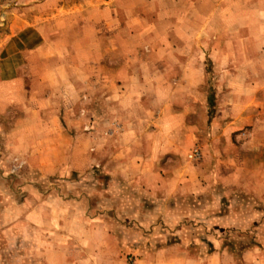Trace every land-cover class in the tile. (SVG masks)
I'll list each match as a JSON object with an SVG mask.
<instances>
[{
	"label": "rangeland",
	"instance_id": "1",
	"mask_svg": "<svg viewBox=\"0 0 264 264\" xmlns=\"http://www.w3.org/2000/svg\"><path fill=\"white\" fill-rule=\"evenodd\" d=\"M223 1L0 0V61L9 59L1 69L18 70L20 102L31 94L46 100V93L56 100L33 112L45 121L46 138L38 136V117L29 119L32 110L0 113V264H176L170 259L178 253L189 264H264V149L244 147L255 137L252 125L226 138L219 115L230 91L223 71L202 54L219 49L222 37L234 48L236 28L240 80L248 86L235 99L241 105L250 93L252 104L264 100V91L247 90L256 77L246 58L252 12L221 9ZM190 50L200 55L195 65L204 67V83L189 94L185 73L163 69L154 96L146 87L144 100L156 106L146 107L144 121L129 114L137 111L135 98L118 102L119 88L91 84L97 68L106 76V67L136 63L142 72L131 71L147 82L160 53L185 57ZM80 64L87 68L82 84ZM46 69L60 79L56 89L46 88ZM204 97L207 121L192 136L189 104ZM161 101L174 102L178 120L164 111V121L153 124ZM27 120L38 130L33 136ZM258 129L264 140V125ZM194 149L200 157L190 160ZM25 209L34 210L33 219Z\"/></svg>",
	"mask_w": 264,
	"mask_h": 264
},
{
	"label": "crops",
	"instance_id": "2",
	"mask_svg": "<svg viewBox=\"0 0 264 264\" xmlns=\"http://www.w3.org/2000/svg\"><path fill=\"white\" fill-rule=\"evenodd\" d=\"M221 9L224 8H236L240 10H250L253 15V20H252V25L254 31H252V51L247 53L248 61H250V68L253 72V68L256 71V77H251L249 79V89L248 91H256V92H261L264 91V0H224L223 2H220ZM211 23V21H205L204 24L206 23ZM214 23H217L216 21H213ZM235 27L238 28V31L240 32L241 25L240 24H235ZM192 31H193V41H195V29L194 25H192ZM214 32L212 31L210 33V36L214 37ZM221 35V34H220ZM222 37V35H221ZM228 37H225L221 39L219 43V49H213L212 51L209 52H203L202 54L204 57L210 58L214 65L220 69V71H223L222 73L224 74V79H225V87L228 88L227 91H230L229 94L226 96V101L223 105H220V114L219 115V122H220V128L222 125L224 127L222 130L224 131V134L226 135V138H231L232 133H235L237 130H240L241 128H244L246 125H252V132L251 135H257L258 139H255V137L252 138L251 141L245 142L244 147L253 149L256 148L259 151H262L264 149V140L262 139V136H259L258 133V126L259 125H264V118L261 115L264 106V100L262 99L260 102L262 103L260 105V102L258 104H252L251 102V96L252 94H248L247 97L245 98L241 105L237 104V100L235 99L236 96L238 95L237 90H244L248 84H245L247 82L241 83L240 79H244L245 75L243 72V51L239 47L238 42L242 38V34H237V29H234V35H233V40L231 42L234 43V48L230 49L226 43V39ZM182 52H174L171 55H163V53H160V59H158L157 65L153 66V70L151 72V75H155L154 77L151 76L150 80H146L141 78L140 73L142 72L143 68L139 67L138 63H136L135 66L132 65H127V66H120L119 68H114L112 67H106V70H108L106 76L101 71V68L96 70V74L92 73L91 77V84L92 85H107L108 88H111L112 90H116V87L119 88L118 91L121 93L119 95L120 100L118 99V102H122V99L127 98V94H129L133 98H135L133 101L135 103L137 111H130L129 114H133L135 117L136 115H142V120H146L145 118V113H146V107L148 106H156L154 102L146 101L144 100L146 94L145 90L149 89L150 92L152 91V86L155 83L160 82V76L163 74V69H166V72L170 68H175V72L177 73H185L187 75V80H186V90L189 91V94L194 95V92L191 93L192 91H195L196 89L199 90V87L201 86L203 80L200 78L199 75L203 76L204 70L203 66H196L198 65V62H196V59L199 58V54L196 53L194 50H190L189 52L186 53V56L182 57ZM114 56V54H113ZM7 61L4 59V61H0V64H6ZM96 62V61H94ZM196 64V65H195ZM214 66V68H216ZM247 66V65H245ZM2 67V66H1ZM0 67V113L6 112L8 107H26L28 110H32L31 115L29 119H32V115L34 117H38V123H39V128L38 130H42L41 133H38V136H42L43 138H46V129L43 130L42 126H44L43 123L45 121L39 117L37 114L33 113L36 109V106L39 108L45 107L47 104L48 106L52 107L55 105L56 100H53V97L49 95V93H46V100H40L36 99L35 97H27L24 102H20L19 98V90H20V78L18 76L19 72L18 70L8 73V70L4 71ZM169 67V68H168ZM86 67H83L82 64L78 66V68H75V75H77V79L80 80V83L84 81L83 79V74L86 73L84 70H86ZM135 69V71H140V73L132 72L131 70ZM157 71V72H156ZM173 71V70H172ZM93 72V71H91ZM105 72V71H104ZM196 74V75H195ZM229 74V75H225ZM190 75H193V77H189ZM195 75V76H194ZM244 75V76H243ZM94 76V79H93ZM106 77V78H105ZM57 80L55 81L54 74L46 69V88H52L56 89L57 84H59L61 81L56 77ZM63 81H68L69 78L67 76L61 77ZM120 81L121 85L118 84ZM82 84V83H81ZM151 84V85H150ZM91 85V86H92ZM98 86V87H99ZM116 86V87H115ZM121 87V88H120ZM147 87V89H146ZM153 88H155L153 86ZM223 88V87H222ZM110 89V90H111ZM156 89V88H155ZM153 89V90H155ZM197 90V92H198ZM117 91V92H118ZM134 92V94H130ZM29 93V92H27ZM116 94V93H115ZM82 95V93H80ZM151 95L154 96V93L151 92ZM134 96V97H133ZM264 97V96H263ZM207 97H204L202 99V102L196 103L195 99L192 98L191 103L189 104V108L187 111V121H188V129L189 132L191 133L192 136H195V131H198L199 127L201 126V123H204L207 121L208 117V100L206 99ZM107 100L109 99H114L112 97L111 93H108V97L106 98ZM60 100V99H59ZM22 103V104H20ZM61 103V102H59ZM110 102L106 104L107 107L110 106ZM132 104V103H131ZM159 105V113L158 116L154 119V125L157 126V123L162 120L163 117V112L166 111L167 113H164L165 116L169 115L170 119L171 117H174L176 120L177 117L171 116V114H178V111L173 108L174 102H157ZM229 104V105H227ZM162 107V108H161ZM202 108V110L200 109ZM16 109L15 111H17ZM38 113H42L40 109H37ZM17 113V112H16ZM33 113V114H32ZM172 114V115H173ZM176 114V116H177ZM132 116V115H130ZM17 117H13L12 119H15ZM16 122L19 121V119H15ZM36 121V120H35ZM33 121V122H35ZM141 121V120H140ZM166 121L168 119L166 118ZM29 124L28 128L30 131L27 130V133L30 132V135L33 136L35 135L34 132H38V130H33L32 129V122L30 120H27ZM157 122V123H156ZM34 126V125H33ZM162 125H159V127L154 128L155 132L161 134L162 130L161 127ZM42 128V129H41ZM33 131H32V130ZM173 129H170V131ZM208 136H210V128L207 126H204L203 130ZM19 136V134H17ZM3 203H0V218L6 217L5 214V209H2ZM19 208V207H18ZM16 213L18 214V209H16ZM24 216L29 220L33 219L34 216V210L33 212L25 209L23 211ZM12 215H15L13 213ZM12 218V217H11ZM4 219V218H3ZM33 221V220H32ZM3 223L5 221H2ZM8 222V221H7ZM6 222V223H7ZM11 233L8 232L7 230L5 231V235H10ZM176 245V246H175ZM181 245L179 244H174L172 245V249H179ZM207 259L210 262L211 256L208 255L202 259V261H206ZM172 262H176V264H189L187 263V257L185 255H180V253L177 254V257H172L170 259ZM163 262V260H162ZM164 262L167 263L169 262V257L164 258ZM34 262L31 260H26L24 264H33ZM204 264V263H203Z\"/></svg>",
	"mask_w": 264,
	"mask_h": 264
},
{
	"label": "built area",
	"instance_id": "3",
	"mask_svg": "<svg viewBox=\"0 0 264 264\" xmlns=\"http://www.w3.org/2000/svg\"><path fill=\"white\" fill-rule=\"evenodd\" d=\"M200 157V153L197 149L192 150L189 154H188V158L190 160H196L199 159ZM128 264H136L133 260H131V258L128 259Z\"/></svg>",
	"mask_w": 264,
	"mask_h": 264
}]
</instances>
